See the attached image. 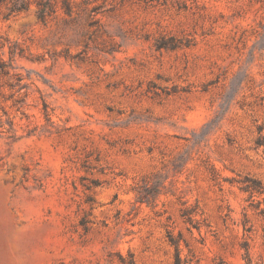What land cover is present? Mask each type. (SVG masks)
<instances>
[{
	"label": "rangeland",
	"instance_id": "374dc122",
	"mask_svg": "<svg viewBox=\"0 0 264 264\" xmlns=\"http://www.w3.org/2000/svg\"><path fill=\"white\" fill-rule=\"evenodd\" d=\"M0 264H264V0H0Z\"/></svg>",
	"mask_w": 264,
	"mask_h": 264
}]
</instances>
